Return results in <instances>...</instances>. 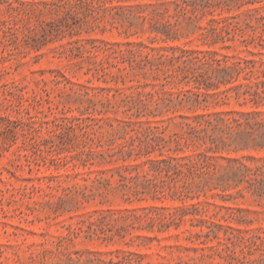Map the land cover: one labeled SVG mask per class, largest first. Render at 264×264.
Wrapping results in <instances>:
<instances>
[{"label": "rangeland", "instance_id": "obj_1", "mask_svg": "<svg viewBox=\"0 0 264 264\" xmlns=\"http://www.w3.org/2000/svg\"><path fill=\"white\" fill-rule=\"evenodd\" d=\"M0 264H264V0H0Z\"/></svg>", "mask_w": 264, "mask_h": 264}]
</instances>
